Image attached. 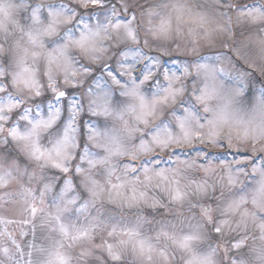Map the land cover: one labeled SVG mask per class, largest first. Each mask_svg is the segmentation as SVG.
<instances>
[{
  "label": "rangeland",
  "instance_id": "obj_1",
  "mask_svg": "<svg viewBox=\"0 0 264 264\" xmlns=\"http://www.w3.org/2000/svg\"><path fill=\"white\" fill-rule=\"evenodd\" d=\"M169 2L100 0L98 8L82 9V5L75 0H0V45L8 49L0 54V69L10 71L17 77L27 68L29 72L24 73L25 79H29L35 67H39L43 73L51 66L58 78H62V73L70 69L85 71L87 68L89 71V75L79 81L78 90L66 93L63 101L49 100L46 105H26L20 113L13 115L8 127L18 130L22 136H28L34 124L48 120L57 110L63 112L65 104L68 118L64 121V129L73 115L72 108L86 111L90 117L82 122L83 141L73 167L79 183L73 184L74 190L65 198H61L62 186H58L56 180L48 175L50 165L32 157L30 141L10 140L7 134H0V176L8 181L7 188H0V221L5 222L0 223V249H9L7 256L0 252V264H50L56 253L65 256L68 264H145V258L149 255L153 257L152 264H163L159 253L167 246H178L187 238H190L189 245L197 264L201 261L206 264H264V228L261 227L264 225V213L258 210V206L264 205V176H253L251 173L248 177L240 175L244 182L240 184L237 180V187H229L227 179L222 187L219 177L213 179L215 170L224 173V164L228 165L229 174L236 179L238 169L245 165L233 167L235 159L251 160L249 154L238 153L229 155L233 158L226 156L220 159L216 153L223 149L199 151L202 147L199 145L192 150H166L160 155V164H153L150 159L143 161L148 171L142 172L139 177L142 184H129L131 174L121 167V161L126 159L130 149L141 150L140 145L129 141L134 133L125 128L121 121L125 114L133 113L131 109L139 111V101L128 95L115 99L124 89L111 83L112 76L124 82L120 73L126 68L136 69L134 75L137 82L149 71L157 72V77L151 82V91L147 92L145 88L139 90V95L148 104L163 94L166 87L162 81L164 74L176 76L187 71L195 78L192 85L195 92L199 96L208 94L206 104L211 109V122L214 121L216 127L227 125L245 139L264 133V34L257 30L247 14H264V0H225L230 8H238L228 24L230 32L241 34L240 39H230L227 49L222 44H214L213 49H218L215 55L205 56L193 64L177 57L179 53L168 52L167 49H163L161 55L150 47L131 44L124 29L114 33L111 41L100 39L109 25L136 14L135 25L143 19L140 13L146 7ZM171 2L178 7L187 6L194 21L215 23L217 0ZM240 5L245 7L240 8ZM123 9L128 11L123 12ZM34 13L38 19L34 18ZM69 16H74L72 24L56 23L55 34H46L54 18L63 20ZM82 36L89 38V47L115 50L113 60L107 63L101 59L100 65H85L74 44ZM226 50H230L231 55L244 67H237L231 56L225 55ZM33 53L37 54L35 60ZM49 54L58 57L56 62L49 63ZM245 68L248 70L245 71ZM257 77L260 83L256 82ZM126 87L132 88L130 83ZM101 98L108 101L112 115H92L94 110H101L98 107ZM18 99L10 90L9 93L0 94V106L16 103ZM180 111L183 118L191 113L192 127L196 117L191 105ZM176 114L170 112L160 124L159 133L165 138L169 127L173 130V138L178 135L170 120ZM24 115L33 121L31 125L20 118ZM64 129L53 136L45 135L49 129H40L30 140H34L41 150L51 151L63 139ZM210 129H213L212 124ZM93 132L98 134L96 141L104 148H95L87 143V135ZM44 140H47V145L43 143ZM109 146L119 147L123 155L109 158L106 151ZM185 154L187 157H184ZM89 161L96 162L95 166H91ZM257 167L264 172V160ZM77 168L81 169L80 173L76 172ZM163 177H167V180H163ZM65 180L73 182L71 176ZM116 183L126 186L117 191L111 187ZM45 184L52 185V191L44 196L45 211L33 218L30 205H37ZM157 184L163 189L162 192L153 189ZM92 190L98 195L94 197ZM29 191L35 199L26 195ZM177 193L180 199L174 198ZM133 194L137 199H126ZM71 198H76L75 205L65 203L66 199ZM82 205H87L86 210L78 211ZM56 215L69 230V237L65 238L56 221L50 219ZM210 216L221 227L218 237L212 236L208 230ZM24 220L31 222L25 225ZM22 231L27 233L23 239ZM110 231L114 233L112 236L108 235ZM82 232H88L89 237L72 239ZM6 233L11 234V239ZM125 233L127 235H123ZM129 233L133 235L130 237ZM13 239L15 244L12 243ZM121 240L126 243L121 244ZM241 241V247L233 251V245ZM141 243L151 251L141 254ZM69 244L72 247H68ZM107 244L119 251L121 261L110 260L105 250ZM16 245H19V249ZM80 252L87 255L81 259ZM54 264L59 262L55 261Z\"/></svg>",
  "mask_w": 264,
  "mask_h": 264
},
{
  "label": "clouds",
  "instance_id": "obj_2",
  "mask_svg": "<svg viewBox=\"0 0 264 264\" xmlns=\"http://www.w3.org/2000/svg\"><path fill=\"white\" fill-rule=\"evenodd\" d=\"M78 5H82V9H95L100 6V0H85L87 3V8H84L82 0H75ZM245 7V5H240V8ZM183 9V10H182ZM128 9H123V12H127ZM237 7H229L225 3V0H217V7L214 11L215 23L207 24L194 21L192 19L191 13L187 10V6L178 7L175 3H172L171 0L169 3H162L156 6H148L143 12L140 13L143 18L139 23L134 25V21L137 20L136 14L131 18H123L118 21L121 25L120 29H125V26L132 29L135 34V40H128L131 44L136 46H142L143 48H152L155 53L162 55V50L167 49L168 52L179 53L177 56L186 60L189 64L197 62V60H203L205 56H212L216 54L218 49H213L214 44H222L227 49L228 41L233 37L236 40L240 39L239 32H230L228 21L231 19L233 13H237ZM134 17V18H133ZM74 16H69L63 20H60L59 24L68 25L72 24ZM166 25L167 34H160L159 29L161 25ZM254 24L257 30L264 34V14H261V18L254 21ZM119 29V30H120ZM119 30L115 29V25H109L105 30V34L101 35L100 39L102 41H111L112 35ZM139 33V36H138ZM76 47V46H75ZM99 51H82L80 48L76 47V50L81 53L80 59L87 66H97L100 65L101 59H104L105 62L113 60L114 51L107 47L97 48ZM8 49L4 45H0V54H4ZM36 53H33V60H35ZM225 55L231 56L233 62L239 68L244 67V64L241 61L237 60L235 56L231 55L230 50L225 51ZM167 57V56H164ZM147 67V65H145ZM245 71L248 69L245 68ZM223 71V69H221ZM75 73V74H73ZM136 69L126 68L123 73H120L121 77H124V82H121L117 78L112 76L111 83L118 86V88L124 89L123 92H119V96L115 99H119L121 93L127 92L128 88L126 84L130 83L132 87H138V90L145 88V91H151V82L157 77L156 71H149L147 74L148 79L145 81L143 78L137 82L135 78ZM89 75L87 68L85 71H80L77 69H70L62 73V78H58V74L53 71L51 66H48L43 73H41L39 67H35L34 71L31 74V79H29V86L24 84H18L16 82V77L12 72H6L3 69H0V94L9 93L19 97L16 103L9 104L7 106H0V134H7L10 140L13 138L9 135L12 131L10 123L13 121V115L18 114L26 105L31 104H42L46 105L47 101H63L67 94H71L72 91L78 90L77 85L80 80H84L85 76ZM255 75V73H254ZM166 78V74L163 75L162 81L166 84V87L163 88V94L156 98L154 101L162 100L166 95V90L169 86H173L178 89H182V94L177 96L175 100L169 99L166 103H158L155 107L154 115L147 116V123H141L137 120V113L125 114L122 118V124L125 128L130 129L134 135L129 137V141L137 145H150V151H141L135 148L130 149L126 154V159L121 161V167L126 168V171L131 174V180L129 184L143 181H139L141 173H147L148 168L144 166L143 161L145 159H150L153 164H160V155H162L166 150L172 152L175 149L179 148H188L192 150L196 148L195 146H202L199 148V151H204L207 149H223L216 154L219 155L220 159H224L226 156L234 155L238 153H246L251 156V160L246 159H235L233 167L236 165H245L238 169L236 175L235 183H229V169L228 165L224 164L223 168L225 169L222 174L218 169L215 170L216 177L220 178L221 186L223 187V181L227 179L229 187H237V180L242 184L244 181L240 179V175L243 177H248L249 173L251 175L261 174V170L257 165L261 160H264V133L259 134L255 138L245 139L241 135L231 129L229 126L225 125L223 127H216L214 130L210 129L211 109L207 104H201L197 99L199 96L198 93L192 88L195 78L188 73L187 71L176 76H169ZM113 78H115L119 84L113 83ZM34 79L35 84H32ZM86 81V80H85ZM257 83H260L259 77L256 79ZM161 84V82H160ZM53 88L56 91H63L65 96L63 98L57 99L56 93L53 91ZM39 92V95L36 92ZM153 102V101H152ZM191 105L192 111L195 114V119L191 131L198 134V138L194 135L191 139V142L185 140L184 133L180 129L178 121L183 119V114L181 109L188 108ZM11 107V110H9ZM205 108L208 111H205ZM170 112H176V115L170 117L171 122L175 125V131L178 135L173 138L172 128H167L166 130L170 132L172 140L167 145L157 144L153 141L155 137L160 132V124L168 118ZM86 111H77L75 116H71L70 121L72 122V128L69 133L70 135V144L72 145L68 149V155L72 159L66 160L65 167L69 168L68 174H64L56 168L49 167L48 175L56 180L58 186H63V181L71 176L73 179V184L78 185L79 180L73 171L74 162L77 161V156L81 150V143L83 141V132H82V122L84 119H89ZM39 115V113H37ZM26 115L21 116L20 118L24 121H27L29 125L33 121L28 117L24 119ZM96 116V115H93ZM68 118L67 105L63 112H60L59 117L56 122L50 127L49 132L45 133L46 136H53L61 133V130L64 129V121ZM69 121V122H70ZM68 122V124H69ZM68 126V125H67ZM66 129H64L65 132ZM18 132V130H17ZM78 133V138H77ZM64 134V133H63ZM87 143L91 144L95 148H104V145L97 142L96 140H90L89 135H87ZM43 143L47 145V140H44ZM159 149V152H157ZM235 150V151H234ZM255 161V163H251ZM202 167V166H201ZM247 168V170H246ZM257 169V171H253ZM206 172L208 170H205ZM119 179V178H118ZM163 180H167V177H163ZM126 185L124 183H116L111 187L117 191L123 189ZM8 184L3 185L0 188H7ZM153 189L157 192H162L163 189L159 184L153 186ZM82 195H86L82 193ZM126 199L135 200L137 199L136 195L133 194ZM254 203V202H253ZM37 207H42L45 211V205H40L39 201L37 202ZM258 210L261 213H264V207L258 206ZM30 220H24L25 225L29 224ZM208 230L212 236L218 237L221 232V227L217 226V222L213 220L210 216L207 221ZM217 228L220 229L217 232ZM23 232V231H22ZM26 233V232H25ZM114 233L109 232L108 235L112 236ZM123 235H127L126 233ZM25 236L21 235V239ZM126 243V241L121 240L120 243ZM68 247H72L71 244ZM235 251V248L233 249ZM85 256L84 252L79 253V257L82 259ZM159 256L162 258L163 264H197L192 256V249L190 245L187 248H181L179 246H167L160 253ZM111 261H113L110 258ZM122 256L120 255V259ZM153 257L151 255L145 258V264H152Z\"/></svg>",
  "mask_w": 264,
  "mask_h": 264
},
{
  "label": "snow or ice",
  "instance_id": "obj_3",
  "mask_svg": "<svg viewBox=\"0 0 264 264\" xmlns=\"http://www.w3.org/2000/svg\"><path fill=\"white\" fill-rule=\"evenodd\" d=\"M82 4L84 6V8H87V3L85 2V0H82ZM249 18L252 19L253 21L260 19L261 18V14H253L252 12H248L247 13ZM34 18L38 19V17L36 16V14L34 13ZM134 18V17H133ZM60 20L58 18H54L53 21V25L49 27V29L47 30V35H54L55 34V27L54 25L56 23H59ZM121 27L120 23L117 22L115 24V29L119 30ZM125 33L126 36L129 40H135V34L133 33L132 29L125 26ZM160 34H167V28L166 25L162 24L160 29H159ZM33 43H35V40L33 39ZM75 46L80 48L82 51L88 52V51H99V49L97 48H92L89 47L90 45V41L88 37L82 36L80 40L75 41L74 42ZM58 59L57 56L51 55L49 54L48 56V60L49 63H54L56 62V60ZM29 69L25 68L24 72L21 73L19 76L16 77V82L18 84H24L26 87L29 86V79H31V77H29V79H25L24 78V73H28ZM75 74V73H73ZM166 78L167 74H166ZM148 79V76L145 75L144 80L146 81ZM113 83L114 84H119V82L113 78ZM32 84H35L34 79L32 80ZM53 91H55L56 93V98L60 99L63 98L65 96V93L63 91H56L53 88ZM182 89H178L175 88L173 86H169L168 89L166 90V95L163 97L162 100L159 101H153L151 104H148L144 101V98L142 96L139 95V90L138 87H132L130 89L127 90V92L121 93V95H128V96H133L136 97L139 101V111L137 112L136 109H131V111L133 113H137V120H139L141 123H147V116L150 115H154L155 112V107L158 103H166L169 99L171 100H175V98L179 95L182 94ZM37 95H39V92H36ZM208 98V94L205 93L204 95L198 97L197 99L199 100V102L201 104H206ZM94 103H96L94 101ZM98 107L101 109L100 111H93L92 115H101V116H110L112 115V113L109 111L108 108V101L104 100L103 98H101L100 103L98 105ZM9 110H11V107H9ZM73 116H75L77 114V110L75 108L71 109ZM205 111H208L207 108H205ZM60 112L59 110H57V112L52 115L48 120H40L38 121L36 124L33 125V131L31 134H29L28 136H22L20 135L16 129H12V131L9 133V135L14 139V140H22V141H30L29 147H30V152L32 157L37 160V161H43L45 165H50L53 168L58 169L59 171L63 172L64 174H68L69 172V168L65 167V161L72 159L71 156L68 155V149L69 147H71L72 145L70 144V131L72 128V122L70 121L65 132H64V136L63 139L58 141L57 144L55 145V147L51 150V151H45V150H41V148L36 144V142L34 140H30L31 136L35 135L37 130L40 129H48L50 128L57 120V118L59 117ZM28 117L25 116L24 119H27ZM122 118V117H121ZM192 119V115L191 113H189L187 116H185L183 119H180L178 121L179 127L180 129L183 131L184 133V138L186 141H188L189 143L191 142L192 137L195 135L198 138V134L197 133H193L191 131V127H190V120ZM213 125V129H215L216 127V123L214 121L210 122ZM131 131V130H130ZM167 132V138H165L163 135H161L160 133H158L155 137H153V141L157 144H161V145H167L171 140V134L170 132ZM98 134L93 132L92 135L89 136L90 140H96L97 139ZM106 151H108L109 154V158L115 155H123V153L120 151L119 147L117 146H109L106 148ZM141 151H150V149L148 148L147 145H141ZM107 159V158H106ZM105 161H100V163H104ZM94 161H89V164L91 166H95ZM253 171H257V169H253ZM77 173L81 172L80 168L76 169ZM262 176H264V172H261ZM235 178L233 176H231V174L229 175V183H235ZM8 181L0 176V187H2L3 185L7 184ZM93 184H95V181L92 182ZM74 190V185L73 182L71 180H64L63 181V186L60 189L61 191V198H65L67 197V195L72 192ZM52 191V185L50 184H45L43 190L40 192V199H39V203L40 205H44L45 204V193ZM26 195L28 197H32L33 199H35L33 197L32 192H27ZM92 195L95 197L98 195V193L95 190H92ZM175 199H180V194L177 193L176 196L174 197ZM65 203L67 205H75L77 203L76 198H71V199H66ZM255 203V201H254ZM237 207H239L237 205ZM260 207H264V205H260ZM87 205H82L79 209H77L78 211H84L86 210ZM30 212H31V216L33 218H35L37 216L38 213H43L44 209L42 207H37L35 203L30 205ZM205 215H207V211H205ZM245 215H247V213H245ZM50 219H54L58 225L59 231L60 233L65 237H69L70 233L69 230L60 223V217L59 215H56L55 217H50ZM0 223H5L4 221H0ZM262 228H264V225H261ZM217 232L220 231L219 228H217L216 230ZM7 234V233H6ZM9 235V238L11 239V234H7ZM21 235L23 236H27V233L25 232H21ZM130 237L133 235L132 233L128 234ZM89 237V233L88 232H82L79 235L73 236L72 239L74 240H78V239H82V238H86ZM189 239L187 238L181 242L178 243V246L181 248H187L189 246ZM12 243L15 244V240H12ZM123 243V242H122ZM242 241L241 242H237L236 244L233 245L234 248H239L242 245ZM17 249H19V245H16ZM105 250L107 252V255L113 260V261H118L120 259V253L117 249H115L111 244H107L105 246ZM140 253L144 254L145 252H150L151 249L150 248H146L145 245L143 243L140 244ZM0 252H2L5 256H7L9 254V249L8 248H2L0 249ZM85 255H87V253H84ZM55 261H58L59 264H68V259L61 255L60 253H56L54 255V258L52 261H50V264H54ZM198 264H206V262H198Z\"/></svg>",
  "mask_w": 264,
  "mask_h": 264
}]
</instances>
